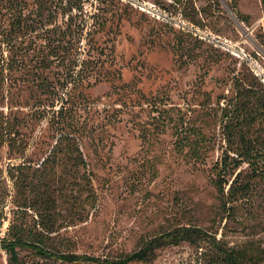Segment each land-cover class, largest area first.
<instances>
[{
	"label": "rangeland",
	"instance_id": "rangeland-1",
	"mask_svg": "<svg viewBox=\"0 0 264 264\" xmlns=\"http://www.w3.org/2000/svg\"><path fill=\"white\" fill-rule=\"evenodd\" d=\"M237 82L264 91L263 0H0V235L37 222L16 205L8 169L38 166L68 135L97 202L51 235L54 250L119 259L195 225L264 264V154L241 167L246 197L227 208L216 185ZM223 179L227 193L234 176ZM212 253L183 242L128 264H211ZM9 258L0 245V264Z\"/></svg>",
	"mask_w": 264,
	"mask_h": 264
},
{
	"label": "trees",
	"instance_id": "trees-1",
	"mask_svg": "<svg viewBox=\"0 0 264 264\" xmlns=\"http://www.w3.org/2000/svg\"><path fill=\"white\" fill-rule=\"evenodd\" d=\"M235 88L236 96L227 104L231 110L225 113L226 119L222 127L226 145L221 159L215 165L216 185L223 194L225 207L250 193L252 181L240 183L244 174L241 167L245 163L253 166L264 154V151L259 149L264 147V143H261L257 134L264 128V91L248 87L241 82H237ZM63 144H66V147H61ZM87 166L83 150L76 140L68 135H61L57 144L38 166L13 165L8 169V176L15 189L16 205L34 211L37 216L34 230L16 228L11 223L9 236L0 235V245L10 256L9 264H22L19 248L32 249L43 258L56 257L69 263L149 262L154 259L158 249L168 245H180L183 242L201 249L203 255L213 251L211 264H258L255 260L260 255L251 259L245 251L228 247L217 235L195 225L180 226L154 236L145 241L139 249L119 259H102L85 253L54 250L48 243L51 235L65 225L84 220L88 215V206L94 207L97 202L91 174L85 171ZM225 174L234 176L227 193L223 179ZM3 180L4 170L0 167V184ZM69 193H73L72 197ZM61 201L69 207H64V204L60 206ZM63 211L67 214L64 215Z\"/></svg>",
	"mask_w": 264,
	"mask_h": 264
},
{
	"label": "built area",
	"instance_id": "built-area-1",
	"mask_svg": "<svg viewBox=\"0 0 264 264\" xmlns=\"http://www.w3.org/2000/svg\"><path fill=\"white\" fill-rule=\"evenodd\" d=\"M154 10L157 11L158 14H161V11H160V10H156V9H154ZM192 30L194 31V33H195L196 35H198V34L200 33V30L197 29V28H196V29H192ZM234 49H235V50H238L236 47H235ZM240 53H241V52H239L238 55H240ZM241 55H242V53H241ZM241 55H240V57H243V56H241ZM244 55H245V54H244ZM246 56H247V55H245L244 57H246Z\"/></svg>",
	"mask_w": 264,
	"mask_h": 264
}]
</instances>
